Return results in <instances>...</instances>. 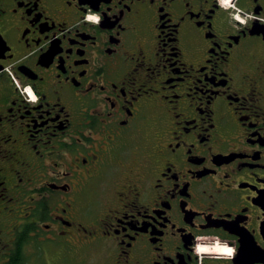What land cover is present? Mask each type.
<instances>
[{
	"label": "snow or ice",
	"instance_id": "snow-or-ice-1",
	"mask_svg": "<svg viewBox=\"0 0 264 264\" xmlns=\"http://www.w3.org/2000/svg\"><path fill=\"white\" fill-rule=\"evenodd\" d=\"M42 2L41 13L49 7L60 12L74 11L80 25L86 28L112 29L108 36L113 46L106 47V55L98 56L95 64L99 76L78 86L79 91H68L66 80L57 71L51 90L44 87L43 76L39 83L13 77L16 97L7 108L0 98V248L9 243L3 239V213L8 205L21 203L23 194L32 206L50 209L51 215L41 225L39 237L35 231L26 232L17 225L18 235L13 240L21 245L31 240L33 247L39 243L42 250L50 246L53 254L61 258L55 264H65L62 258L74 251L78 241L87 243L96 238L97 223L102 225L99 231L104 235L127 233V228L118 227V223L123 224L121 207L126 205L124 214L131 215L130 208L144 204L142 196H149L153 190L169 191L164 181L173 169L167 165L174 164L172 157L186 143L179 127L183 112L176 103L181 97L175 86L169 87L174 85L175 73L171 69L179 72L183 63L185 79L191 76L202 85L199 91L212 107L209 121L213 127H217L211 120L217 102L207 91L213 85L205 82L201 71L213 78L225 77L223 90L216 95L239 93L237 111L250 113L254 105L264 108V16H251L241 0ZM197 13H206L208 19L217 13L230 18L237 34L223 47L206 41L201 33L205 16ZM253 20L262 26L259 40L249 36ZM6 31L0 23V72L5 60L14 55L8 43L11 37L5 39ZM218 38L219 34L215 39ZM36 44L43 50L39 39ZM31 47L29 41L28 48ZM67 51L71 54L70 47ZM38 59L40 64L63 68L67 74L66 57L56 44ZM86 74L87 69H81V75ZM195 90V85H189V91ZM50 91L55 99L50 98ZM17 97L24 111L20 110ZM40 128L45 130L40 132ZM194 146L191 144L185 151L190 154ZM162 163L164 168L160 167ZM38 169H43V173L38 175ZM97 176L99 180H95ZM125 183L130 187H124ZM260 187L264 188V184ZM209 195L208 208L214 209L219 202L217 194ZM224 195L228 198V194ZM253 195L264 196V192ZM182 206L188 207L187 202ZM25 207L29 212L34 210L29 205ZM137 211H147V205ZM21 215V224L35 223L24 213ZM61 217L65 226L52 231L53 223ZM172 227L175 234V226ZM241 235L239 251L234 244L205 236L198 238L195 248L197 252L234 256L238 264H251L254 248L247 243V234ZM152 251L147 250L146 255ZM131 258L132 254L124 250L123 261L118 260V264H129ZM159 260V256L151 255L148 264H159Z\"/></svg>",
	"mask_w": 264,
	"mask_h": 264
},
{
	"label": "flooded vegetation",
	"instance_id": "flooded-vegetation-1",
	"mask_svg": "<svg viewBox=\"0 0 264 264\" xmlns=\"http://www.w3.org/2000/svg\"><path fill=\"white\" fill-rule=\"evenodd\" d=\"M241 4L250 11L251 16H264V3H259L258 0H241ZM253 4L256 7H252ZM42 7V0H0V12L3 13L0 23L7 29L5 39L11 37L8 43L14 53L11 59L5 60L4 70L0 72V98L5 108L16 97L13 77L39 83L43 76L44 87L51 90L55 73L59 71L66 80L65 88L68 91H79L78 86L86 85L94 75L99 76L95 72L97 57L105 56V48L113 46L108 36L112 29L86 28L80 25L74 11L60 12L49 7L41 13ZM50 12L52 15H49ZM195 15L205 16L201 33L206 41L219 43L223 47L233 34H237L230 18L220 13L213 15L211 19L207 18L206 13ZM37 16L40 17L39 20L36 19ZM251 23L249 36L259 40L262 26L255 20ZM217 34L219 38L215 39ZM37 39L41 41L43 50L36 44ZM29 41L31 48H28ZM53 44L66 57V75L63 68H52L39 63L38 57ZM69 47L71 54L67 51ZM86 60L90 63H85ZM81 69H87V74L81 75ZM171 71L175 73L174 85L169 87L175 86L181 97L176 103L183 112L179 127L186 143L177 150L178 155L172 157L174 164L167 165L173 169L170 177L164 181L165 188L169 191L153 190L149 196H142L140 199L144 204L137 203L136 207L130 208L131 215L124 214L123 208L126 205L122 206L120 211L123 224L118 223V227L127 228V233L116 235L113 232L111 236L104 235L99 231L102 225L97 223L96 238H90L87 243L78 241L74 251L62 258L65 264L69 256L73 259L69 260V264H87L88 259L96 262L100 260V264H118V260L123 261L124 250L132 254L129 264H148L151 255L160 257L159 264H238L234 256L197 252L195 245L200 242L199 237L205 236L218 239L221 243L234 244L239 251L243 238L241 233L247 234V243L254 248L251 264H264V196L253 195L254 192H264V188L260 187L264 184V108L254 105L250 113L243 109L237 111L239 104L236 97L239 93L233 92L227 97L223 94L216 95L217 91L222 92L225 77L217 75L213 78L201 71L205 82L213 85L207 91L217 102L214 106L215 115L211 117L217 127H213L209 121L212 107L207 103V96L199 91L202 85L191 76L185 79L183 63L179 72L176 69ZM189 85H195L196 90L189 91ZM49 94L51 99H55L51 91ZM16 99L20 110L24 111L22 102L18 97ZM225 122L228 126H225ZM67 127L65 124V128ZM44 130L39 129L40 132ZM191 144L195 146L191 147L189 154L185 149ZM41 149L43 150V145ZM160 167L164 168L165 165L162 163ZM42 173L43 169L37 170L38 175ZM99 178L97 176L95 180ZM123 186L127 188L130 184L125 183ZM210 193L217 194L219 201L214 209L208 208ZM224 194H228V198ZM185 201L188 207L182 206ZM145 204L147 211H137L138 208L142 210ZM25 205L34 210L29 212ZM201 209L206 211L202 212ZM21 213L35 223L21 224ZM3 215V239L9 242L4 248H0V261L3 264H12L14 260L15 264H49L50 261L55 264L57 259H61L53 254L54 250L50 246H46V250H42L38 256L36 248L41 249L39 243L33 247L31 240L22 245L13 240L18 235L17 225L25 228L26 232L35 231L39 237L42 234L41 225L51 215L50 209L32 206L22 194L21 203L16 206L8 205ZM67 223L71 224V221ZM63 226L65 220L61 217L53 223L51 230L57 231ZM133 236L135 239H132ZM129 244L132 245L131 248H128ZM156 249L161 251H155ZM147 250L153 251L146 255Z\"/></svg>",
	"mask_w": 264,
	"mask_h": 264
},
{
	"label": "rangeland",
	"instance_id": "rangeland-1",
	"mask_svg": "<svg viewBox=\"0 0 264 264\" xmlns=\"http://www.w3.org/2000/svg\"><path fill=\"white\" fill-rule=\"evenodd\" d=\"M36 252H37V254H38V256L39 255H41V253H42V249H37L36 248ZM73 260L70 256H69V260ZM69 260H68V257L66 258V263L67 264H69ZM76 260H78V259H76ZM94 259H92V260H90V259H88V261H87V264H100L99 262H100V260H97V262L96 261H93ZM99 261V262H98ZM33 264V263H32ZM82 264H86V262H83Z\"/></svg>",
	"mask_w": 264,
	"mask_h": 264
},
{
	"label": "trees",
	"instance_id": "trees-1",
	"mask_svg": "<svg viewBox=\"0 0 264 264\" xmlns=\"http://www.w3.org/2000/svg\"><path fill=\"white\" fill-rule=\"evenodd\" d=\"M12 264H15V260L12 262Z\"/></svg>",
	"mask_w": 264,
	"mask_h": 264
}]
</instances>
